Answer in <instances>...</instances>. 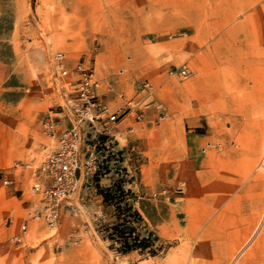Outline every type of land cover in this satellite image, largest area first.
Listing matches in <instances>:
<instances>
[{"label":"rangeland","instance_id":"374dc122","mask_svg":"<svg viewBox=\"0 0 264 264\" xmlns=\"http://www.w3.org/2000/svg\"><path fill=\"white\" fill-rule=\"evenodd\" d=\"M58 52L93 69L110 112L134 109L108 136L83 126L97 172L50 226L31 172L75 79L53 83ZM101 191H123L155 255L109 241ZM0 264H264V0H0Z\"/></svg>","mask_w":264,"mask_h":264},{"label":"built area","instance_id":"2783aa9c","mask_svg":"<svg viewBox=\"0 0 264 264\" xmlns=\"http://www.w3.org/2000/svg\"><path fill=\"white\" fill-rule=\"evenodd\" d=\"M53 68L55 69L53 83L59 89H63V86L58 79H67L71 74L75 79L69 84L72 89L64 103L59 106L55 116H46L41 121L44 133L55 139V149L31 172L33 178L31 190L39 196L41 204L37 218L43 217L50 226L57 222L62 203L87 183L88 176L97 172V161L92 157L93 155H90L85 163L82 162L83 126L87 125L90 129H94L97 136H108L109 126L119 122L134 109V102L129 100L115 112H110L107 104L102 100V95H99L102 82L94 77L93 69L84 62L77 61L70 68L67 55L58 52L53 57ZM178 73L179 76H187L185 69H180ZM144 87L149 88V83ZM106 90L116 96L110 85ZM119 98H122L121 94ZM138 106L136 105V108ZM144 115V111L139 110L135 120L141 122ZM61 125L64 127L61 128ZM94 138L95 135L93 140ZM95 146L96 144L93 145ZM2 183L8 187L13 184V180L3 177ZM20 232L21 235L13 238L17 243H20L22 235L27 233L25 225L21 227Z\"/></svg>","mask_w":264,"mask_h":264},{"label":"trees","instance_id":"16d2710c","mask_svg":"<svg viewBox=\"0 0 264 264\" xmlns=\"http://www.w3.org/2000/svg\"><path fill=\"white\" fill-rule=\"evenodd\" d=\"M99 194L105 205L115 204L116 221L107 229L109 241L119 245L118 250L124 254L138 251L155 255L157 238L144 226L141 216L132 206H121L123 191H101Z\"/></svg>","mask_w":264,"mask_h":264},{"label":"crops","instance_id":"0c3cea01","mask_svg":"<svg viewBox=\"0 0 264 264\" xmlns=\"http://www.w3.org/2000/svg\"><path fill=\"white\" fill-rule=\"evenodd\" d=\"M64 126L63 125H61V128H63Z\"/></svg>","mask_w":264,"mask_h":264},{"label":"bare ground","instance_id":"6f19581e","mask_svg":"<svg viewBox=\"0 0 264 264\" xmlns=\"http://www.w3.org/2000/svg\"><path fill=\"white\" fill-rule=\"evenodd\" d=\"M50 227V226H49Z\"/></svg>","mask_w":264,"mask_h":264}]
</instances>
